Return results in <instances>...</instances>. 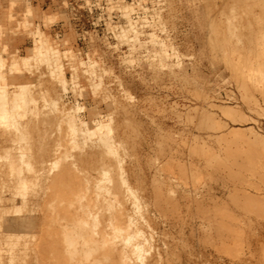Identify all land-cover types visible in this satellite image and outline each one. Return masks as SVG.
Instances as JSON below:
<instances>
[{
  "label": "bare ground",
  "instance_id": "obj_1",
  "mask_svg": "<svg viewBox=\"0 0 264 264\" xmlns=\"http://www.w3.org/2000/svg\"><path fill=\"white\" fill-rule=\"evenodd\" d=\"M117 5L125 24L117 40L129 52L142 47L140 37L145 33L140 30L147 28L150 32L145 40L153 57L160 62L177 58L174 49L152 31L159 27L164 32L157 15L153 23L143 18L138 25L132 13L147 10L122 5L121 0ZM56 22L55 15H40L19 0L0 4V46L4 41L12 44L20 32L31 42L26 56L4 51L5 57H0V264H175L174 260L188 264L192 255L183 260L180 251L186 229L190 239L196 238L201 264H209L206 257L213 256V264L242 260L254 241H264V189L253 185L251 190L229 192L228 198L211 196L210 211H199L197 222L185 223L179 201H194V191L185 189L172 198L174 182L166 173V164L156 162L150 179L142 173L141 158L127 154L137 146L124 131L117 133L113 128L115 100L104 98L110 101L106 105L112 114L92 113L88 122L76 117L83 108H67L61 99L51 100L50 106L60 115L58 124L66 127L64 135H54L47 118L33 120L38 103L27 84L32 69L41 67L40 75L54 81L64 94L68 86L76 87L79 72L84 70L83 74L94 79L90 85L93 95L103 92L107 72H96L95 56L82 59L65 49L67 41L58 43L40 29ZM255 62L259 101L264 105V51ZM66 70L72 74L70 81ZM232 113L221 110L225 117ZM227 139L239 143L244 166L257 157L251 149L263 145L252 131L232 130ZM212 162L207 163L210 168L215 165ZM187 163L192 173L198 170L196 162ZM174 166L180 172L184 165ZM258 177L264 186L263 175Z\"/></svg>",
  "mask_w": 264,
  "mask_h": 264
},
{
  "label": "rangeland",
  "instance_id": "obj_2",
  "mask_svg": "<svg viewBox=\"0 0 264 264\" xmlns=\"http://www.w3.org/2000/svg\"><path fill=\"white\" fill-rule=\"evenodd\" d=\"M19 1L30 4L40 15H55L56 23L40 29L58 43L67 41L65 49L82 59L94 55L96 72H107L102 79L103 92L93 95L90 85L94 79L80 70L76 87L68 86L64 94L54 81L40 75L41 67L32 69L27 84L38 103L32 114L34 121L47 118L52 121L49 128L54 135H64L66 127L58 124L60 115L50 106L51 100L61 99L67 108H83L76 117L86 122L92 113L112 114L106 105L110 101L104 98L115 100L113 128L117 133L124 131L137 146L127 154L141 158L142 173L150 179L156 162L166 164V173L174 182L172 198L185 189L194 191V201H179L185 223L198 220L199 211H210L212 197L228 198L229 192L251 190L253 185L264 189L258 177L261 174L264 178V105L259 101L255 73V61L264 51V0H121L122 5L147 10L132 13L138 25L143 18L153 23L152 17L157 15L164 32L154 27L153 33L177 53V58L162 62L153 57L145 40L150 32L147 28L140 30L145 33L140 37L142 47L133 52L117 40L118 31L125 27L119 5L115 6L118 0ZM6 2L0 0L2 6ZM22 33L16 34L12 44L4 41L0 57H5L4 51L26 56L31 42ZM71 75L66 70L67 80ZM222 109L233 113L225 117ZM232 130L252 131L263 141L261 147L251 149L257 156L253 164L244 166V155L236 146L239 143L227 139ZM189 161L198 165L196 172L187 167ZM209 161L215 164L212 168ZM177 163L184 165L180 172L174 166ZM189 233V229L183 230L180 238L183 260L191 254L188 264H201L196 238L190 239ZM253 244L242 260L231 264H264V241ZM206 259L209 264L216 261L214 256Z\"/></svg>",
  "mask_w": 264,
  "mask_h": 264
}]
</instances>
